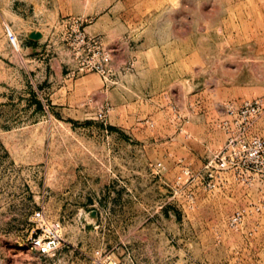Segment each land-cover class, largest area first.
<instances>
[{
  "label": "rangeland",
  "instance_id": "obj_1",
  "mask_svg": "<svg viewBox=\"0 0 264 264\" xmlns=\"http://www.w3.org/2000/svg\"><path fill=\"white\" fill-rule=\"evenodd\" d=\"M115 1L125 28L90 33L110 71L72 76L61 21L27 31L25 0H0V264H264V180L174 184L179 161L196 172L223 144L227 104L264 106V0H84L94 17ZM250 133L264 138V112ZM47 223L59 238L40 253Z\"/></svg>",
  "mask_w": 264,
  "mask_h": 264
},
{
  "label": "built area",
  "instance_id": "obj_2",
  "mask_svg": "<svg viewBox=\"0 0 264 264\" xmlns=\"http://www.w3.org/2000/svg\"><path fill=\"white\" fill-rule=\"evenodd\" d=\"M65 50L75 64L72 76L87 72L107 74L110 71L111 54L100 37L85 30V20L80 16L68 15L60 22ZM10 42L15 45L16 38L6 27ZM264 112L259 98L247 100L235 106L227 104L224 116L218 120V127L225 135L221 147L200 170L193 172L179 161L180 173L174 184L198 180L206 190L219 186L225 173L231 174L238 182L251 184L264 180V138L250 133L255 120ZM99 118H103L101 112ZM152 173L158 174L165 169L161 161L150 164ZM192 200V196L189 195ZM247 208L234 211L227 220L230 227L237 226L247 214ZM34 221L43 222V213L39 210L32 215ZM40 233L30 239V246L40 253H47L59 238V225L41 224Z\"/></svg>",
  "mask_w": 264,
  "mask_h": 264
},
{
  "label": "crops",
  "instance_id": "obj_3",
  "mask_svg": "<svg viewBox=\"0 0 264 264\" xmlns=\"http://www.w3.org/2000/svg\"><path fill=\"white\" fill-rule=\"evenodd\" d=\"M97 7L99 8V10H103V13H101L99 17H94V13H92V11L88 9V6L84 2V0H25L23 18H26L25 22L29 27L27 31H30L32 29L43 31L45 30V23H56L57 20H59L60 22L64 17L68 15L80 16L85 20V30L87 32L94 33L93 31H96L101 33L104 32V29H106L104 33L105 38L107 39L111 36L110 32H115L116 34V32H121V29L125 28L126 18L124 17V10L128 8V5L124 1H115L110 4L96 6L95 8ZM116 7H120V9L123 11L119 12L117 14L118 16L115 12H113V9H115ZM150 44L151 42H149L146 38H143L135 40V42H133V48L145 51L148 46H150ZM36 46L38 50L34 54L27 55V58H35L37 60V66H41V70L45 71V68L47 66V62H45V59L48 54H46V49L43 45L38 43L36 44ZM125 48L127 50L130 49V47ZM52 58L53 67L61 72V65L58 62L57 57L52 54ZM59 82L61 81H57L53 84H60ZM223 116L224 112L222 117ZM105 132L113 133V131L108 130H105ZM123 132L125 133V130L121 129L119 132H115V134H119L121 137H124L125 134Z\"/></svg>",
  "mask_w": 264,
  "mask_h": 264
}]
</instances>
